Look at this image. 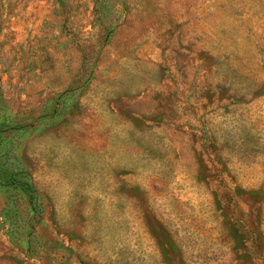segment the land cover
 Masks as SVG:
<instances>
[{
    "label": "rangeland",
    "instance_id": "1",
    "mask_svg": "<svg viewBox=\"0 0 264 264\" xmlns=\"http://www.w3.org/2000/svg\"><path fill=\"white\" fill-rule=\"evenodd\" d=\"M0 264H264V0H0Z\"/></svg>",
    "mask_w": 264,
    "mask_h": 264
}]
</instances>
